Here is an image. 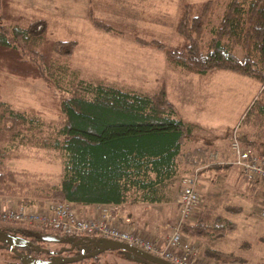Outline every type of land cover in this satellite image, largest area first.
I'll return each instance as SVG.
<instances>
[{
	"label": "trees",
	"instance_id": "16d2710c",
	"mask_svg": "<svg viewBox=\"0 0 264 264\" xmlns=\"http://www.w3.org/2000/svg\"><path fill=\"white\" fill-rule=\"evenodd\" d=\"M94 1L89 0L88 20L98 29L115 32L112 22L95 13ZM7 2L0 0V9ZM221 2L184 1L178 10L173 42L139 36L135 41L162 51L174 70L209 77L224 69L260 81L261 88L233 126H244V131L240 127L242 141L258 148L264 142V0ZM9 15L0 13L1 18L14 17ZM23 22L0 23V48H22L32 75L45 80L53 76L60 90L57 99L62 118L47 124L39 110L17 108L0 95V193L23 196L28 203L42 202L43 198L80 204L123 203L129 197L155 201L159 199L157 186L176 174L179 157L199 153V159H205L206 146L183 154V140L195 123L178 114L164 83L148 94L78 77L68 62L57 58L70 57L77 41L53 39L50 47L56 57L49 59L52 55L33 47L46 33V18ZM28 147L62 154L58 183L35 176L23 183L17 178L18 171L5 166L6 159ZM0 226L39 228L1 221ZM180 226L190 235L216 238L237 225L204 209L194 222L182 221ZM205 252L217 258L228 255L216 248Z\"/></svg>",
	"mask_w": 264,
	"mask_h": 264
},
{
	"label": "rangeland",
	"instance_id": "374dc122",
	"mask_svg": "<svg viewBox=\"0 0 264 264\" xmlns=\"http://www.w3.org/2000/svg\"><path fill=\"white\" fill-rule=\"evenodd\" d=\"M184 1L187 0H95L92 4L95 13L112 22L115 32L98 29L88 20L89 0H8L0 13L6 16L11 13L14 17H0V23L45 17L46 33L38 46L33 47L47 56L52 55L49 59H55L50 42L75 39L74 53L68 58H57L68 62L78 77L88 81L148 94L164 83L178 114L195 123L183 140V154L206 146L205 159H199V153L179 157L176 174L157 186L158 200L129 197L120 210L124 214L131 213V221L139 231L163 239L180 218L178 198L184 179L194 177L199 201L193 215L183 221L192 223L201 210L210 209L214 215L228 217L237 225L233 231L216 238L193 236L182 229L198 247L200 255L212 259L215 264H264V218L257 215L263 187L241 175L232 162L229 148L232 128L261 88L260 81L224 69L209 77L174 70L168 66L162 51L135 41L139 36L173 42L178 10ZM219 1L222 4L224 0ZM221 6L217 10L219 13ZM26 57L22 48H0V95L17 108L29 106L39 110L47 124L56 123L62 118L57 99L60 90L55 87L53 76L45 80L32 75ZM240 127L244 131L245 127L241 124ZM215 151L218 156L211 154ZM194 156L198 160H194ZM62 161L60 152L28 147L19 155L6 159L4 164L18 171L17 178L23 183L34 176L58 183ZM3 196L14 198V201L23 199L20 195L0 193L3 202H6ZM79 205L80 209L90 212L104 206ZM50 245L54 247L55 243ZM207 248H216L228 255L212 257L205 252ZM9 254L6 249H0V264H10ZM99 257L102 264H132L119 251L108 250Z\"/></svg>",
	"mask_w": 264,
	"mask_h": 264
},
{
	"label": "built area",
	"instance_id": "2783aa9c",
	"mask_svg": "<svg viewBox=\"0 0 264 264\" xmlns=\"http://www.w3.org/2000/svg\"><path fill=\"white\" fill-rule=\"evenodd\" d=\"M241 135L240 127L235 126L229 142L232 162L242 176L262 185L263 197L257 205V215L264 218V142L258 148L246 145ZM211 154L218 156L219 153ZM5 199L6 202L0 200V221L23 222L64 234L104 236L135 245L173 264H215L212 259L200 255L198 247L180 226L183 220L193 215L199 201L194 177L184 179L178 198L180 218L171 225L169 234L163 239L139 231L130 216L121 214L120 203H99L104 206L90 212L80 209L79 203L70 199H44L32 203L23 199Z\"/></svg>",
	"mask_w": 264,
	"mask_h": 264
},
{
	"label": "flooded vegetation",
	"instance_id": "af4514ba",
	"mask_svg": "<svg viewBox=\"0 0 264 264\" xmlns=\"http://www.w3.org/2000/svg\"><path fill=\"white\" fill-rule=\"evenodd\" d=\"M0 230L20 237L16 239L18 243L12 246H9L6 242L0 241V249H6V251L10 253V257H12V259L9 260L10 264H24L21 261V254L30 255L44 261H49L52 256L57 255L64 257L82 255V257L77 260L62 264H102L99 256L107 253L108 250L119 251L122 253V257L132 264H154L121 249L106 248L92 255H87L105 245L102 238L100 239V237L104 236L92 234H64L60 231L42 227L38 229L22 230L13 228L5 229L0 226ZM47 236H55L57 238L48 239L46 238ZM51 243H55L54 247L50 245Z\"/></svg>",
	"mask_w": 264,
	"mask_h": 264
},
{
	"label": "water",
	"instance_id": "95a60500",
	"mask_svg": "<svg viewBox=\"0 0 264 264\" xmlns=\"http://www.w3.org/2000/svg\"><path fill=\"white\" fill-rule=\"evenodd\" d=\"M18 238L20 237L17 235H13L8 232L0 230V241L8 243L9 246H12L13 244L18 243V241H16V239ZM46 238L56 239L57 237L47 236ZM101 238L105 242V245L96 249L94 252L88 253L87 255H92L94 253L100 252L102 249L112 248V249H121V250L127 251L137 257L150 261L154 264H173L166 259H163L157 255H154L148 251H145L127 242L112 239V238H107V237H100V239ZM20 257H21V261L24 264H62V263L77 260L78 258L82 257V255L74 256V257H70V256L64 257V256L57 255V256H52L51 260L49 261H44V260L32 257L30 255H26V254H21Z\"/></svg>",
	"mask_w": 264,
	"mask_h": 264
},
{
	"label": "crops",
	"instance_id": "0c3cea01",
	"mask_svg": "<svg viewBox=\"0 0 264 264\" xmlns=\"http://www.w3.org/2000/svg\"><path fill=\"white\" fill-rule=\"evenodd\" d=\"M258 184H259V183H258ZM258 184H257V185H258ZM259 185H261V184H259ZM254 190H257V188L254 189ZM124 203H125V202L120 203V206L122 207V205H123ZM91 204H99V203H90V204H82V205H91ZM178 205H179V203H178ZM120 212H121L122 215H127V216H130V214H131V213H130V214H129V213L124 214L122 210H120ZM144 226H145V225H143V227H144ZM143 229H144V228H143ZM160 238H161V237H160Z\"/></svg>",
	"mask_w": 264,
	"mask_h": 264
}]
</instances>
